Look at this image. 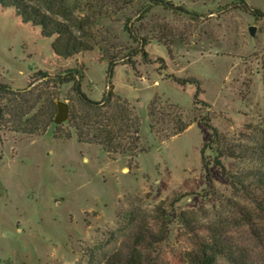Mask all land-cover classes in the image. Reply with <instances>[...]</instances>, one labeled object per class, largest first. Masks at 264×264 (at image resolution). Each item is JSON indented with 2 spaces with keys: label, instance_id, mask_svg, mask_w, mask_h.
Listing matches in <instances>:
<instances>
[{
  "label": "rangeland",
  "instance_id": "1",
  "mask_svg": "<svg viewBox=\"0 0 264 264\" xmlns=\"http://www.w3.org/2000/svg\"><path fill=\"white\" fill-rule=\"evenodd\" d=\"M64 1L74 21H90L93 45L69 60L0 9V84L22 92L1 100L0 264H195L198 241L213 238L242 264H264V218L233 185L264 173L263 160L244 155L264 145V0ZM71 70L90 100L111 87L129 102L140 154L79 144L67 123L44 130L52 103L82 109L73 84L56 80ZM190 79L200 83L197 106V87L177 83ZM153 101L176 106L190 128L168 141L153 133Z\"/></svg>",
  "mask_w": 264,
  "mask_h": 264
},
{
  "label": "trees",
  "instance_id": "2",
  "mask_svg": "<svg viewBox=\"0 0 264 264\" xmlns=\"http://www.w3.org/2000/svg\"><path fill=\"white\" fill-rule=\"evenodd\" d=\"M0 9L2 11L12 10L22 24L29 25L34 30H39L43 39L53 40V54L59 60L73 59L93 50V45L85 36V30L89 27L90 21L88 19L74 21L72 13L64 0H0ZM129 32V35L136 39L132 32ZM148 44L145 39L141 40L139 53L144 60L148 59V54L145 52ZM115 66L114 63L110 64L107 75L109 80L112 78ZM39 76L40 80H49V75L46 73L40 72ZM56 78L60 86L73 84V92L82 106L80 112L76 109L70 112V120L67 123L75 131L79 144L100 146L112 156L128 155L133 158L142 152L140 147L141 122L129 102L116 97L111 87L103 95L101 101L90 100L82 91L81 80L84 77L78 70L68 71L66 76ZM177 83L179 85L191 84L196 86L197 93L194 97V105L201 104L199 101L200 83L198 80H178ZM19 93L22 92L14 91L9 86L0 84V118L6 116L5 107L1 105V100L9 95ZM48 111L45 123H43L45 131L54 125L53 118L56 111L54 103L50 105ZM148 117L151 131L160 135L165 141L182 135L191 126L183 120L182 114L176 106H171L166 110L158 106L156 101L150 104ZM202 125L213 132L210 143L215 144L218 136L216 130L206 120L203 121ZM61 127L63 125L55 127V130ZM68 138L70 139L71 136ZM244 153V155L255 156L264 161L263 144H256ZM218 155L223 157V151L218 152ZM217 166L221 169L223 175L228 176L220 162H217ZM234 179L236 182L233 185L240 187L258 213L264 218V173H250ZM197 245L198 254L194 258L195 264H216L220 257H227L234 263L242 264L240 256L236 252H232L222 240L216 238L203 239L198 241Z\"/></svg>",
  "mask_w": 264,
  "mask_h": 264
},
{
  "label": "water",
  "instance_id": "3",
  "mask_svg": "<svg viewBox=\"0 0 264 264\" xmlns=\"http://www.w3.org/2000/svg\"><path fill=\"white\" fill-rule=\"evenodd\" d=\"M250 33L252 37H255V29L251 28ZM57 114L54 119L55 126H61L69 122L70 120V109L68 104L63 102H57Z\"/></svg>",
  "mask_w": 264,
  "mask_h": 264
}]
</instances>
